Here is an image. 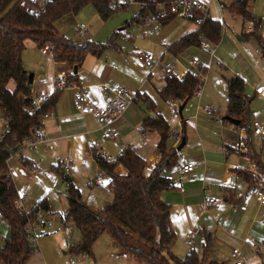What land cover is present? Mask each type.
<instances>
[{
	"label": "crops",
	"instance_id": "crops-1",
	"mask_svg": "<svg viewBox=\"0 0 264 264\" xmlns=\"http://www.w3.org/2000/svg\"><path fill=\"white\" fill-rule=\"evenodd\" d=\"M238 1L241 0H229L226 5ZM124 4L126 7L136 5V14L140 11L139 5L133 0H127ZM213 4L217 15L211 14V17L221 20L223 31V26L226 25V23L223 24L224 13L227 8L221 12L217 1ZM248 10L253 19H245L242 15L232 13L228 9L232 17H242L244 30H249L245 28V20L260 21L256 33L264 42V0H248ZM191 21L189 18L175 17L166 24L157 20L148 25L142 20L129 22L125 29L104 23L91 39L83 42L75 40L79 43H106L114 32L117 33L112 47L101 55L88 54L82 65L78 67L77 80L69 87L60 89L56 107L51 111L52 115L42 122L47 131L48 141L35 145H32L31 141L25 142L20 149V158L8 159L14 185L18 194L28 195L26 201L38 200L39 202L40 198L46 197L47 192L58 189L60 197L67 202L62 211L56 214L50 209L53 215L47 224L37 230V250L30 258L29 264L30 262L31 264H92L95 262L96 258L90 257L87 253L70 252V246L81 240L82 233L77 234L75 239L73 229L61 217L69 207L68 184L73 182L80 189L83 201L93 209L101 210L113 200L114 193L112 176L95 161L96 149L101 148L117 157L125 147L135 146L146 161L144 169L146 175L150 174L160 162L162 159L158 149L160 133L149 128L144 129L143 121L146 117L164 120L162 101L165 103L166 101L162 98L160 90L166 83V76L160 67L153 71L141 69L136 61L140 52H151L156 57L162 58L164 62L177 60V56L185 50L175 55L169 50V46L188 33H198V29ZM133 23H143L148 28L145 30L151 29L160 41L151 40L152 35L149 31L144 34L145 40L142 38L140 40L138 32L141 30L138 28L139 31L133 34L135 32ZM254 29L255 27L249 31L243 30L238 37H241L243 41L252 40L258 47L255 38L248 36L249 33L254 32ZM88 30L86 27L84 36H87ZM224 31L225 35L221 37L219 43L210 42L208 39L206 43L208 46L209 43L218 46V50L223 54L224 50L220 44H225L226 41L225 46L233 51L232 56L237 62L230 67L231 70L229 69L232 75L228 73V77L222 76L224 80L218 75L214 82H212L213 72L207 73L204 71L206 67H201L200 71L205 74L206 79L202 83L203 92L200 98L188 100L182 111V116L191 120L184 125L183 138L186 140L184 146L181 150L176 149V155L163 171L164 175L173 180L175 186L164 190L162 199L171 206L170 228L174 235L173 247L175 244L185 243L186 233L198 227L201 229V234L191 249H195L200 256H205L208 261L232 264V251L234 248H239L242 264H264L262 250L264 248V205L255 199L250 183L245 178L244 173L250 171L239 166L240 163H244L242 151L239 148L242 137H245L248 142H246L248 150L261 158L264 164V136H256L252 133L254 121L264 124V58L259 47L254 54L245 53L234 42L233 37L226 34V30ZM201 44L199 47L208 49ZM208 52L210 58H214L211 56V50ZM212 52L217 57L216 48ZM217 59L222 61L221 66L224 67V60L220 57ZM23 62L28 70L29 78L32 77L33 96H48L57 91L53 88V78L56 74L63 73L67 76L73 73L75 75L74 68L68 63L57 62L54 58L42 54L32 40L25 42ZM189 71L186 65L179 64L177 60L174 70L176 77L183 78ZM191 72L198 73L196 70ZM234 76H240L244 80L245 95L249 100L250 134L240 123L235 124L226 119L228 81ZM116 83L136 92L138 98L126 109L121 118L112 122L107 128H102L91 113L81 114L75 109L74 97L78 91L81 90L85 94V107L89 110L92 107L103 106L110 97L104 93L102 85L113 86ZM8 88L14 91L16 83L11 80ZM205 97L209 99L203 101ZM191 100L193 103H190ZM205 106L212 107L211 115L199 110L200 107ZM172 129H178V125L174 124ZM6 130L7 120L0 106V138ZM110 130L117 131L118 136L108 138L106 135ZM167 144L169 149L173 148L170 138ZM67 156L72 157L74 162L69 174H64L61 161ZM184 162H191L196 166L188 174H182L181 166ZM254 162L257 172L251 173L257 175L256 187L264 189L262 187L264 167L262 169L255 160ZM33 166H39V169L33 172L31 170ZM115 172L124 175L126 169L123 165H118ZM96 173L102 174L101 182L104 187L96 186L92 182ZM101 191L108 194L103 203L99 198ZM207 197L217 199L218 204L204 209V200ZM55 218H58L62 224L49 228L50 224L56 220ZM65 228H71V234H67ZM230 245H232V251H227L226 248L229 249ZM224 252L228 254L227 257Z\"/></svg>",
	"mask_w": 264,
	"mask_h": 264
},
{
	"label": "trees",
	"instance_id": "trees-1",
	"mask_svg": "<svg viewBox=\"0 0 264 264\" xmlns=\"http://www.w3.org/2000/svg\"><path fill=\"white\" fill-rule=\"evenodd\" d=\"M171 1L173 0H133L137 4L148 3L147 8L140 9L134 16L133 22L144 20L149 10L156 12L158 4L168 6ZM31 5L37 6L38 2L0 0V106L7 120V130L0 138V215L9 227V235L5 243L0 245V264H29L34 248L25 228L37 210L49 209L46 197L26 212L16 205L19 194L8 167L10 155L19 151L25 141L33 135L42 123V116L56 107L60 96V90H57L48 95L40 107L34 108L29 73L23 62L25 42L32 40L39 48L48 45L57 62H66L72 68L80 67L88 54L101 55L112 47L117 33L114 32L106 43H79L61 34L56 22L66 15H78L87 6H92L102 20H107L116 11L126 7V4L119 5L113 0H49L44 9L36 11L32 10ZM226 8L245 19H253L248 10V0L227 4ZM199 14L201 11L197 6L195 16ZM195 16L189 19L193 21ZM175 17L174 14L168 13L160 21L166 24ZM254 21V32L248 36L255 38L264 58V42L256 33L260 21ZM201 30L210 42H220V19L208 18ZM201 43L199 34L191 32L171 44L169 50L177 55ZM11 80L16 83L14 91L8 88ZM67 80L70 83L75 82L77 74L67 75ZM199 84L197 74L189 71L183 78L166 77L160 94L165 101L170 98L190 100ZM228 116L238 119L250 134L249 100L245 95L244 80L240 76H234L228 81ZM143 128L157 131L161 136L158 149L162 159L150 174L144 173L146 161L137 148L127 146L114 161L95 155V161L112 176L113 181V200L101 210H95L85 203L80 189L73 182L68 184L69 207L61 217L64 222L73 223L82 233L81 240L70 246V252H84L94 258L95 243L104 233H108L120 253L131 256L137 264H205V256H200L195 249H191L185 258L176 256L172 251L174 235L168 231L171 206L162 199L163 191L175 186L173 180L163 173L177 153V148H168L170 126L162 120L146 117ZM248 151L263 169L261 158ZM118 165H123L126 169L124 175L115 172ZM244 175L251 188L258 185L257 175L251 172ZM208 245L209 243L207 247ZM208 264L229 263L210 261Z\"/></svg>",
	"mask_w": 264,
	"mask_h": 264
},
{
	"label": "built area",
	"instance_id": "built-area-1",
	"mask_svg": "<svg viewBox=\"0 0 264 264\" xmlns=\"http://www.w3.org/2000/svg\"><path fill=\"white\" fill-rule=\"evenodd\" d=\"M32 2H38L37 6L31 5L33 11L38 9H44L46 6V1L40 0H31ZM156 2L157 0H149ZM214 1H217L218 7L221 12L224 11L226 8V1L225 0H173L167 6L163 3L157 5L156 12H152L151 10L148 11V14L144 18L145 24H151L154 21L160 20L165 18L168 13L174 14L176 17L180 18H190L191 16H195V8L199 6L201 14L196 15L194 17V22L198 26V34L199 37L203 40L201 44L202 47L207 48L208 45L206 43L207 36L204 32H202L201 28L204 25L205 21L211 17V5ZM252 1V0H251ZM140 9L147 8L148 3H138ZM246 29H253L254 22L249 20L245 24ZM75 30L79 36L83 37L86 33V26L82 24H77L75 26ZM42 54L54 58V53L50 46L46 45L40 48ZM211 56L215 57V53L211 51ZM136 64L141 69H146L153 71L155 68L160 67L163 74L166 77L173 78L176 77L174 74V70L177 64L176 59L169 60L167 62L162 61V58L156 57L151 52H140L138 53ZM192 66L196 67L200 65V61L198 57H194L191 62ZM197 77L200 80V84L195 88L193 92L192 98H200L203 92L202 83L205 80V74L201 71L197 73ZM72 83L68 82L67 76L63 73H58L53 78V88L55 90H60L66 87H69ZM103 91L105 94L110 95L107 99L105 104L100 107H92L91 109L87 110L85 107L86 103V96L83 91H78V93L74 97V107L75 109L81 113H91L100 123L102 128H107L112 122L121 118L126 111V109L137 100L138 95L136 92L128 89L126 86L116 83L113 86L108 84L102 85ZM264 88V87H263ZM47 96H33V103L34 108L40 107L46 100ZM182 99H173L170 98L166 101L168 110H169V119L166 122L167 125L170 126L169 138L172 141V147L177 148L183 140L184 137V125L190 122V118H185L180 114V108L183 104ZM199 110L203 111L204 113L211 115L213 113L211 106L200 107ZM52 115V112L46 113L42 116V122L46 120L48 117ZM174 124L178 125V129H172ZM252 133L256 136H264V124L260 121H254L252 123ZM108 138H116L118 136V132L114 130H110L106 135ZM31 141L32 145L37 143H44L48 141L47 131L44 127L43 123L36 128L33 135L26 140L25 142ZM24 145V144H23ZM239 148L242 151V159L244 163H240L239 166L241 168H245V170L250 172H257L256 164L252 158V156L248 152L246 139L242 137L241 141L239 142ZM95 155H100L108 161H114L115 157L108 154L101 148L96 149L94 151ZM10 157H17L20 158V150L12 153ZM74 160L72 157L67 156L64 157L61 161V168L64 174H69L71 170V166ZM196 164L191 162H184L181 166V173L188 174L195 168ZM39 169V166H33L31 170L35 172ZM102 174L96 173L93 178L92 182L94 185L99 187H104L102 184ZM252 194L254 195L255 199L262 205H264V189L260 187H253L251 190ZM28 199L27 194H19L18 199L16 200V205L22 209L23 211H27L23 206V203ZM218 204V200L212 197H207L204 200V209H207L210 206H215ZM53 215L50 209H39L35 212L34 216L29 220L25 231L27 236L31 241V245L34 248V252L37 250L38 245V235L37 230L43 227L49 221V218ZM0 219H2L0 215ZM168 231L172 232L171 228H168ZM65 232L67 234H71V228H65ZM201 234V229L196 227L186 233L184 236V242L187 246L193 248L196 242L197 237ZM255 247H257L255 245ZM241 251L239 248H234L232 251V264H242L240 260Z\"/></svg>",
	"mask_w": 264,
	"mask_h": 264
},
{
	"label": "rangeland",
	"instance_id": "rangeland-1",
	"mask_svg": "<svg viewBox=\"0 0 264 264\" xmlns=\"http://www.w3.org/2000/svg\"><path fill=\"white\" fill-rule=\"evenodd\" d=\"M40 1H49V0H40ZM114 1L118 2L119 5L127 3V0H114ZM225 1L227 3L229 0H225ZM136 10H137L136 5H130L124 9H120V10L116 11L107 20H102L100 18V16L98 15V13L96 12V10L92 6H87L78 15L70 14V15H66L65 17L61 18L58 22H56V25H57V27H59L61 34H63L66 38L74 40V41L75 40L76 41L81 40L83 42L85 40L91 39L92 36L96 35V32L101 28V26L104 23L115 25V27H117V28H119V27H124V29L127 28V25L129 24V22H133V18H134V15L136 14ZM215 12H216V8H215V5L213 4V5H211V14L213 16H216L217 14ZM224 16L225 17H224L223 24L225 25V23H226V25L223 26L222 36L225 35L224 30H226V34L233 37L234 42L245 53H247L248 55H251V54H254V52H257V50H259V48L255 45V43L252 40L243 41V39L241 37H238V35H240L244 30L242 17H240V16L232 17L230 15L228 9L225 10ZM263 18H264V15H263ZM191 22L198 29V26L196 25V23L194 21H191ZM244 22L247 23L248 21L245 20ZM75 24L76 25L82 24V25L86 26L89 29L87 36H84V37L79 36L75 30V26H74ZM133 26L135 28L134 33L132 30L133 34L138 32L139 31L138 28H140L141 31L138 32L139 34L137 33L140 36V40H141V38L145 40L144 34L146 31H149L152 35V39L150 38L151 40H153L154 42L160 41L159 38L153 34L151 29L145 30V28L146 29H148V28L145 27V25L143 23H140V24L139 23H133ZM244 31H249V30H244ZM225 44H226V41H225ZM225 44H220L221 47H223L222 49L224 50L223 54L218 50V46L216 47V45H213L210 43H209L208 49H202L199 46L193 45V46L187 48L179 56H177V60H179V64L186 65L187 69L190 71L196 70L197 72H199L201 67L205 66L206 67V69L204 70L205 72H207V73L209 71L213 72L214 76L212 77V82H214V80L218 77V75H220L221 77L222 76L228 77V73L231 74L229 72L231 70L230 67H233L237 62L235 57L232 56L233 51L231 49H228L227 46H225ZM215 48H216L217 57L210 58V55H209L210 53L208 51L209 50L212 51ZM218 56L222 60H224L226 67L221 66L222 61L217 59V58H219ZM194 57H198V59L200 60L199 66H196V67L192 66L191 62H192V59ZM222 79L224 80L223 77H222ZM217 83H219V81ZM207 99H209V97H205L203 101H206ZM190 103H193V101L191 100ZM162 104L164 106V110L162 112V117L164 119L163 121L166 122V121H168L170 115H169L167 104L164 101H162ZM262 187L264 188V180L262 183ZM35 190L37 193L36 188H35ZM45 196H46L47 201H48L49 209H51L52 212H54L55 214L58 211H62V209L67 204L66 199H64L63 197H60L58 189L51 190V191L47 192ZM106 197H108V194L106 192H102L100 197H99L102 200V203L104 201H106ZM40 199H42V198H40ZM37 202H38V200H36V202L26 201V202H24V207H25V209H31V207H33ZM60 224H62V223L57 218L56 220H54L50 224L49 228L52 226L56 227L57 225H60ZM68 226L73 229V237L76 239V235L77 234L80 235L81 231L71 222H69ZM49 228H47V229H49ZM8 235H9L8 224L4 219H0V245H3L5 243V239L8 237ZM231 247H232V245H230L229 249L226 248V250L232 251ZM190 249H191V247L187 246L185 243H181V244H177V245L175 244V247H172V251L174 252V254L180 258H185L187 253L190 251ZM262 250L264 252V248ZM93 253H94V258H96V259H95V262H92V264H137L136 261L131 256L122 255L120 253L119 248L114 243L112 237L108 233H104L97 240V242L94 245ZM224 255H225V257L228 256V254L226 252H224ZM209 262L210 261L205 259V264H208ZM30 264H31V262H30Z\"/></svg>",
	"mask_w": 264,
	"mask_h": 264
},
{
	"label": "water",
	"instance_id": "water-1",
	"mask_svg": "<svg viewBox=\"0 0 264 264\" xmlns=\"http://www.w3.org/2000/svg\"><path fill=\"white\" fill-rule=\"evenodd\" d=\"M77 72H78V66H75L74 67V73L76 74ZM31 84H32V77L30 76V78H29V85L31 86ZM187 102H188V100H185L183 102V104L181 105V108H180V114H181V116H182V111H183V109H184V107H185V105H186ZM226 119H228L229 121H231V122H233L235 124H239L240 123V121L238 119H235V118L230 117V116H226ZM185 141H186L185 138H183L182 142L177 147V150H181L182 149V147L185 144Z\"/></svg>",
	"mask_w": 264,
	"mask_h": 264
}]
</instances>
